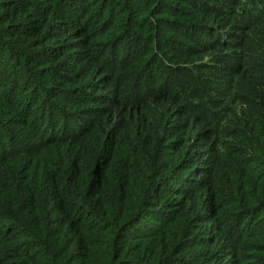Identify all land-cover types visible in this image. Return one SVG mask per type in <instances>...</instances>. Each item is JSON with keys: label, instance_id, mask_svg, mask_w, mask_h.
Listing matches in <instances>:
<instances>
[{"label": "trees", "instance_id": "1", "mask_svg": "<svg viewBox=\"0 0 264 264\" xmlns=\"http://www.w3.org/2000/svg\"><path fill=\"white\" fill-rule=\"evenodd\" d=\"M0 264H264V0H0Z\"/></svg>", "mask_w": 264, "mask_h": 264}, {"label": "rangeland", "instance_id": "2", "mask_svg": "<svg viewBox=\"0 0 264 264\" xmlns=\"http://www.w3.org/2000/svg\"><path fill=\"white\" fill-rule=\"evenodd\" d=\"M20 148H23V146H20V147H18L17 146V148L16 149H20ZM242 226H244V227H246V230L248 229V223H247V221L246 222H244V224L242 225ZM255 226H253V228H254ZM255 229H256V227H255Z\"/></svg>", "mask_w": 264, "mask_h": 264}]
</instances>
